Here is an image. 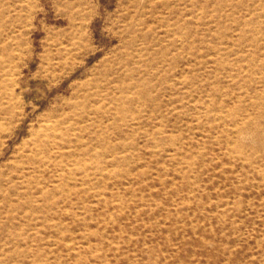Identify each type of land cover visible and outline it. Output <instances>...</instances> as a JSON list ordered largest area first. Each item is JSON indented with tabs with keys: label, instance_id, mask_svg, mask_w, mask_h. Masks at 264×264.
Masks as SVG:
<instances>
[{
	"label": "rangeland",
	"instance_id": "obj_1",
	"mask_svg": "<svg viewBox=\"0 0 264 264\" xmlns=\"http://www.w3.org/2000/svg\"><path fill=\"white\" fill-rule=\"evenodd\" d=\"M0 264H264V0H0Z\"/></svg>",
	"mask_w": 264,
	"mask_h": 264
}]
</instances>
